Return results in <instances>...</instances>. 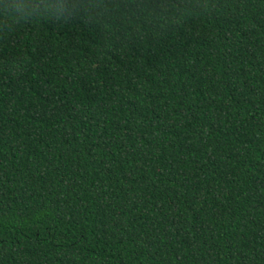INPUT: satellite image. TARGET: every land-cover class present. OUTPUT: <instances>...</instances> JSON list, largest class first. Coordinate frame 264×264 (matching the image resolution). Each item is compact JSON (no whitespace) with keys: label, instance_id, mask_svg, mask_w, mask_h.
Returning <instances> with one entry per match:
<instances>
[{"label":"trees","instance_id":"16d2710c","mask_svg":"<svg viewBox=\"0 0 264 264\" xmlns=\"http://www.w3.org/2000/svg\"><path fill=\"white\" fill-rule=\"evenodd\" d=\"M0 17V264H264V0H96Z\"/></svg>","mask_w":264,"mask_h":264},{"label":"clouds","instance_id":"9594fccd","mask_svg":"<svg viewBox=\"0 0 264 264\" xmlns=\"http://www.w3.org/2000/svg\"><path fill=\"white\" fill-rule=\"evenodd\" d=\"M99 8L96 0H0V17L16 23L49 16L67 18Z\"/></svg>","mask_w":264,"mask_h":264}]
</instances>
